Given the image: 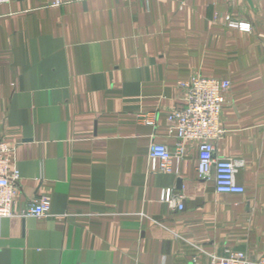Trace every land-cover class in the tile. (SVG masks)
I'll return each mask as SVG.
<instances>
[{"label":"crops","instance_id":"obj_1","mask_svg":"<svg viewBox=\"0 0 264 264\" xmlns=\"http://www.w3.org/2000/svg\"><path fill=\"white\" fill-rule=\"evenodd\" d=\"M197 75L230 81L214 154L242 194L198 177L194 143L171 172L149 169L152 141L175 151L167 116ZM0 141L19 171L0 264L264 260V0L0 4ZM41 196L45 215L22 214Z\"/></svg>","mask_w":264,"mask_h":264},{"label":"built area","instance_id":"obj_2","mask_svg":"<svg viewBox=\"0 0 264 264\" xmlns=\"http://www.w3.org/2000/svg\"><path fill=\"white\" fill-rule=\"evenodd\" d=\"M11 0H0L5 4ZM59 4L60 0H54ZM229 23L241 31H249L250 24L244 21ZM184 89L183 105L167 116L171 129L179 139L175 151L166 144L152 141L148 147V165L151 171L171 172L174 160L183 149L184 142L194 143L197 150V174L200 179L214 174L215 191L228 194H242L245 189L234 181L236 163L229 157H219L214 154L215 143L222 137L223 128L220 124V114L225 103L226 93L230 88L228 79L215 77L192 76L180 82ZM14 149L4 141H0V217L13 214L12 207L18 193L15 185L19 178L16 167L9 168L8 155ZM161 201H171L173 195L165 189L160 190ZM181 209L182 204L178 205ZM49 210V198L41 196L22 211L24 215L40 217ZM195 261V258H193ZM210 264H264V260L252 261L241 251H228L222 258L211 257Z\"/></svg>","mask_w":264,"mask_h":264}]
</instances>
